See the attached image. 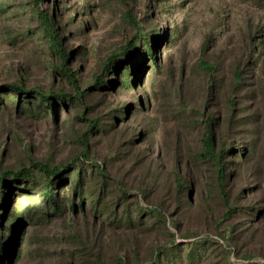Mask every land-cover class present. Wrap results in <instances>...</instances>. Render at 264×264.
I'll return each instance as SVG.
<instances>
[{
  "label": "rangeland",
  "instance_id": "1",
  "mask_svg": "<svg viewBox=\"0 0 264 264\" xmlns=\"http://www.w3.org/2000/svg\"><path fill=\"white\" fill-rule=\"evenodd\" d=\"M39 8L57 16L66 70L33 0H0V176L32 177L5 178L0 264H264V0ZM60 92L68 99L54 109L39 95ZM209 124L227 150L228 202L201 154ZM33 162L71 165L55 185L61 209L46 203L49 177ZM76 165L96 194L71 213Z\"/></svg>",
  "mask_w": 264,
  "mask_h": 264
},
{
  "label": "trees",
  "instance_id": "2",
  "mask_svg": "<svg viewBox=\"0 0 264 264\" xmlns=\"http://www.w3.org/2000/svg\"><path fill=\"white\" fill-rule=\"evenodd\" d=\"M35 6L38 8L37 12H38V18L39 21L41 23V26L43 28V31L45 33V36L48 38V43L49 46L51 47L52 51L55 52L56 54H58L60 56L61 59V68L66 70V62L68 61L70 55L69 53L66 52L65 48L63 47V40L60 37L58 30L56 29L55 26V20L57 18V16L55 14H53L52 16H50L47 12H44L42 9L39 8V5L41 3V0H33ZM144 38V37H143ZM146 41V43L149 46V55L154 58L155 63L158 65V60L155 57L154 54V44L152 41H150L149 39L147 40L146 38L143 39ZM158 67V66H157ZM204 69L208 70L209 72H213L215 70V67L209 63H204ZM241 71L237 70L236 71V79H237V84L241 83ZM2 89H5L6 86H2ZM10 88L14 89L17 92H24L20 87H15V86H10ZM42 98V100L44 102H47V107H51V109H54L55 107V102L61 101L63 103L66 102V100L68 99V95L63 94V92H60L57 97L55 98L56 101H53L51 98L52 95L50 94H45V93H40L39 94ZM212 121V120H211ZM90 126H98L96 124L95 120H91L90 121ZM203 149L204 151L201 153L204 157H207L208 159L213 160V162L215 163V165L217 166V172H218V188L220 193L223 194L224 199L228 202V194L225 192V184H224V180H225V167H224V163H223V157L224 154H226L227 150L224 148H221L219 151H216V147H215V135H214V130L212 128V126L209 124V126H207V130L206 133L203 137ZM33 166H35L36 168H38L40 171L44 172L49 178L47 179L46 185L44 187V196L46 198V203L48 204H52L55 209L57 210V208L61 209L62 205L64 204L63 200H59L60 194L58 193L57 196H55V185H56V181L58 179H60V181H62V178L65 173H67V171H69V168L71 165H68L66 167H64L63 169L59 168V167H51L48 164L42 163V162H33L32 163ZM95 165V164H94ZM79 166V167H77ZM96 167H101L99 165H95ZM68 167V168H67ZM74 169H78V174H77V178L76 181L74 182V187L72 188V193L70 196V200L68 199L67 202H70V210L71 213H77L78 210H85V204H84V195H86V197H90V196H95L96 194V190H93L91 187L92 184V179H88L87 175H84V168L83 166L80 165H76L74 167ZM102 170V169H101ZM100 173L103 174V172ZM5 176H0V198L3 197L2 195V189H3V185L7 184L8 179H5L7 176H12L17 180H30L31 182V170L28 168H22L21 171H6L5 172ZM104 175V174H103ZM67 177H64V180H66ZM105 185V182L103 183L102 186L99 187V189H103ZM101 200L103 199V195L100 193L99 194ZM0 203H2V200L0 199ZM63 210V209H62ZM232 211L231 208H229V210L227 211V215L230 214ZM144 212V210L142 211ZM156 214H160L156 213ZM136 218V217H135ZM141 220V219H140ZM134 221H130V224L133 226H136V223L133 224ZM143 222V221H142ZM162 222H165L162 221ZM1 224V221H0ZM161 227V226H160ZM3 233V232H2ZM0 233V263L3 262V258L7 257L9 254V249H10V243H4L2 242V237L3 234ZM4 243V244H3ZM175 246H179L176 245ZM181 247H178V250L181 249ZM180 251V250H179ZM169 256L167 255V258ZM159 264V261L157 262Z\"/></svg>",
  "mask_w": 264,
  "mask_h": 264
}]
</instances>
